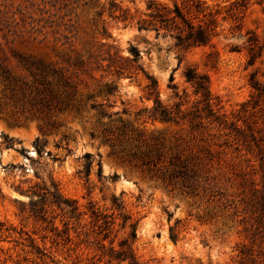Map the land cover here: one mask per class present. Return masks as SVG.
Segmentation results:
<instances>
[{
  "label": "rangeland",
  "instance_id": "374dc122",
  "mask_svg": "<svg viewBox=\"0 0 264 264\" xmlns=\"http://www.w3.org/2000/svg\"><path fill=\"white\" fill-rule=\"evenodd\" d=\"M147 1L0 0V220L26 232L0 233V264H130L100 257L91 205L114 221L101 242L118 248L128 238L139 264H264V102L247 103L251 74L264 80V48L247 64L248 39L264 41V2L203 0L207 15L194 21L217 10L216 34L183 49L165 29L117 17H137ZM131 47L161 103H181L175 121L140 111L154 105L143 73L107 67ZM188 67L208 75L213 115ZM52 183L87 215L63 226L68 218L32 193ZM38 199L45 220L30 211ZM53 222L70 241L63 232L53 241Z\"/></svg>",
  "mask_w": 264,
  "mask_h": 264
},
{
  "label": "trees",
  "instance_id": "16d2710c",
  "mask_svg": "<svg viewBox=\"0 0 264 264\" xmlns=\"http://www.w3.org/2000/svg\"><path fill=\"white\" fill-rule=\"evenodd\" d=\"M260 1L264 2V0ZM204 3L205 2L203 0H180L173 1L172 6H169L157 0H148L146 3L147 11L138 15L137 17L129 16L126 14V12L121 13L117 17L121 18V20L134 21L138 29H165L166 31L173 33V37L176 40L177 46L183 49H188L194 45L211 44L212 37L216 34L215 16L218 13L217 10L213 14L209 13L211 16L209 19H199L194 21V19L198 18L200 14L203 17L207 15V13H205L203 10ZM263 48L264 41L261 42L257 36L249 38V54L247 64H254L256 59L261 56ZM130 53V57H124L121 55L110 56L108 58L107 67H112L118 74L125 73L132 75L139 72L143 73L144 77L146 78V84L144 85L145 96L147 98H152L154 105L150 109L143 108L140 111L148 112V117L152 119L175 121L177 119L178 113L180 112L179 106L181 103H176L175 109L169 108L162 104L159 98L158 83L156 78L145 69L143 63L140 61V53L135 47L130 48ZM210 54L211 53H208V58ZM256 74L257 71L253 72L250 77L251 86L254 90V93L247 102L253 107L259 105L261 100L264 102V80H260ZM184 76L186 81H188L193 87L194 94L200 96V100H197V102H204L205 105L203 108L207 109L209 115L216 113L215 106L218 105V102L214 101L215 97L212 96L208 75L206 73L197 71L196 68L188 67L184 71ZM170 80H172V76H170ZM172 87L176 88L175 86ZM175 95H177L176 91ZM98 106H101V104H91V107L94 108ZM179 172L182 175H186L187 177L191 176V174H189L190 171L183 162ZM113 177H115V175ZM32 193L36 194L40 199H48L49 206L55 205L56 208L61 211L62 219L68 218L63 222V226L68 225L70 219L76 217V215L77 218H80L82 215H87V212L79 210V207L74 200H69L63 197L60 194L57 185L54 183H52V186L49 188L37 186V189L32 190ZM40 199L36 201L30 200L29 207L34 216H40L41 213L40 218L45 220L47 209L44 210L43 206L41 207L38 205L40 203ZM44 204L45 203H43V205ZM112 206L116 209H121L123 207L122 203L116 196L112 197ZM88 210V217H91L95 224L96 222L101 221L100 224L97 225V234L102 235L101 240H97V247L101 252L100 257L106 258L107 261L110 262L127 260L130 264H139L132 251L131 243L128 241V238L122 239L118 244V248L112 244L106 247L105 244L101 242L102 240L109 237L112 229L111 226L114 221L112 218L110 219L109 215L99 211L96 208H93L92 205ZM121 216L124 220L121 226L124 227L126 225L127 219H129L130 216L125 214H122ZM49 222H51V220ZM129 227L131 228L130 237L133 240L136 236V223H129ZM49 230L54 235L53 241H57V238L62 235L61 232L65 234V236L61 238L64 243L71 240L69 233L60 229L59 226L54 222L51 223ZM13 232H17L20 236L22 233L26 234V232H24L22 229L16 231L15 227L7 225L4 221L0 220L1 234H5V236L9 237ZM42 238L45 239L46 235H43ZM28 239L38 250L39 247L34 245V240L31 237H28Z\"/></svg>",
  "mask_w": 264,
  "mask_h": 264
}]
</instances>
